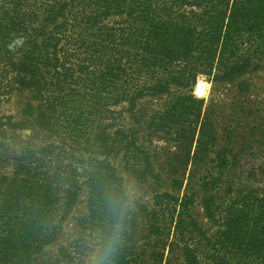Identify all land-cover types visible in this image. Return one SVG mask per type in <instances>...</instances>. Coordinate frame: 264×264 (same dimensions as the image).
Here are the masks:
<instances>
[{
	"label": "trees",
	"instance_id": "1",
	"mask_svg": "<svg viewBox=\"0 0 264 264\" xmlns=\"http://www.w3.org/2000/svg\"><path fill=\"white\" fill-rule=\"evenodd\" d=\"M263 67L264 0H0V105L21 101L20 119L0 117V138L28 126L47 137L23 148L12 177L0 178V264H85L89 246L110 226L108 192L127 201L111 264L161 261L137 244L139 215L111 157L120 156L138 184L154 178L141 138L148 115L139 106L174 89L169 108L151 123L189 121L179 132L196 143L189 160L210 155L217 134L201 120L204 100L193 86L201 75L231 82ZM213 156L217 176L199 184L206 217L219 223L223 244L260 251L264 264V188L235 180L242 163L236 146L222 143ZM83 190L87 214L77 219L78 236L47 257ZM190 202L187 194L159 195L147 223L161 234L160 217L172 214L170 244L184 264H203L204 231Z\"/></svg>",
	"mask_w": 264,
	"mask_h": 264
},
{
	"label": "rangeland",
	"instance_id": "2",
	"mask_svg": "<svg viewBox=\"0 0 264 264\" xmlns=\"http://www.w3.org/2000/svg\"><path fill=\"white\" fill-rule=\"evenodd\" d=\"M201 83L203 87L199 92ZM176 92L174 89L171 94L153 101L146 100L139 106L148 115L146 122L141 125V138L152 157L154 178L146 184H138L124 169L121 157H111L112 163L123 176L130 207L139 215L137 244L149 255L155 252L163 255V259L155 264H184L181 250L170 244L172 214L166 213V217H160L164 229L161 234L153 235L148 227L147 211L157 206L155 204L159 195L169 193L183 198L187 194L191 200L188 211L195 216L204 231L199 246L200 252L204 254L203 264H217L218 258L221 264H258L260 251L246 252L242 247L229 248L221 242L219 223L209 220L202 207V189L199 184L204 177L216 178L218 168L211 159L214 157L213 152L222 143H226L236 146L242 158V163L238 166L240 176L236 174V179L234 177L232 180H243L245 187L249 185L255 189L264 188V67L231 82L213 81L204 75L198 78L192 94L204 100L200 118L217 134L216 143L210 148V155L202 153L198 161L189 160L190 154H194L196 143L183 140L179 133L180 126H187L189 121L174 120L164 128L159 123L152 124L149 119L159 111L165 112L169 108L165 104L172 100ZM20 107V99L13 97L0 105V117L13 115L18 120L21 118ZM123 107L125 106H115V109ZM192 118L191 116L189 120ZM32 128L28 126L20 130L14 138H0V178L12 177L14 157L23 148L29 144L39 145L47 140L45 135ZM178 182L182 183V187H178ZM86 214L87 191L83 190L58 241L45 249L47 257H55L60 245H68L78 236L80 228L77 219Z\"/></svg>",
	"mask_w": 264,
	"mask_h": 264
},
{
	"label": "clouds",
	"instance_id": "3",
	"mask_svg": "<svg viewBox=\"0 0 264 264\" xmlns=\"http://www.w3.org/2000/svg\"><path fill=\"white\" fill-rule=\"evenodd\" d=\"M104 203L110 218V226L98 241L89 246L85 264H111L120 241L127 207L126 198L121 194L108 192L105 194Z\"/></svg>",
	"mask_w": 264,
	"mask_h": 264
},
{
	"label": "bare ground",
	"instance_id": "4",
	"mask_svg": "<svg viewBox=\"0 0 264 264\" xmlns=\"http://www.w3.org/2000/svg\"><path fill=\"white\" fill-rule=\"evenodd\" d=\"M202 87H203V84L201 83V85H199V87H198L199 92L202 89Z\"/></svg>",
	"mask_w": 264,
	"mask_h": 264
}]
</instances>
